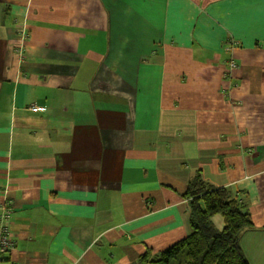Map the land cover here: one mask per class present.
I'll return each instance as SVG.
<instances>
[{"label": "crops", "instance_id": "0c3cea01", "mask_svg": "<svg viewBox=\"0 0 264 264\" xmlns=\"http://www.w3.org/2000/svg\"><path fill=\"white\" fill-rule=\"evenodd\" d=\"M197 172L264 264V0H0V264L152 260Z\"/></svg>", "mask_w": 264, "mask_h": 264}, {"label": "trees", "instance_id": "16d2710c", "mask_svg": "<svg viewBox=\"0 0 264 264\" xmlns=\"http://www.w3.org/2000/svg\"><path fill=\"white\" fill-rule=\"evenodd\" d=\"M182 198L189 208L191 233L167 248L152 260L147 255L141 264H170L183 253L180 264H248L240 248L244 231L252 229L250 215L231 193L206 183L200 173H195ZM219 215L223 228L218 231L211 218Z\"/></svg>", "mask_w": 264, "mask_h": 264}, {"label": "built area", "instance_id": "2783aa9c", "mask_svg": "<svg viewBox=\"0 0 264 264\" xmlns=\"http://www.w3.org/2000/svg\"><path fill=\"white\" fill-rule=\"evenodd\" d=\"M233 64H231V67L233 69ZM31 112L37 113V112H43V108H37V107H31ZM11 211L7 206L0 205V260L3 255L7 254L13 247H14V241L11 238L8 224L11 219Z\"/></svg>", "mask_w": 264, "mask_h": 264}, {"label": "rangeland", "instance_id": "374dc122", "mask_svg": "<svg viewBox=\"0 0 264 264\" xmlns=\"http://www.w3.org/2000/svg\"><path fill=\"white\" fill-rule=\"evenodd\" d=\"M184 260L183 253L178 256L176 260H171L170 264H180Z\"/></svg>", "mask_w": 264, "mask_h": 264}]
</instances>
